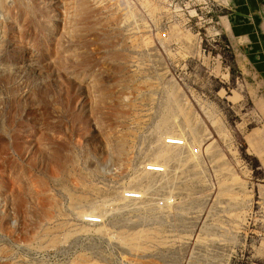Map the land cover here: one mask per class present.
<instances>
[{"label":"rangeland","instance_id":"obj_1","mask_svg":"<svg viewBox=\"0 0 264 264\" xmlns=\"http://www.w3.org/2000/svg\"><path fill=\"white\" fill-rule=\"evenodd\" d=\"M231 1L0 0V264H264V79Z\"/></svg>","mask_w":264,"mask_h":264},{"label":"crops","instance_id":"obj_2","mask_svg":"<svg viewBox=\"0 0 264 264\" xmlns=\"http://www.w3.org/2000/svg\"><path fill=\"white\" fill-rule=\"evenodd\" d=\"M235 4V0L230 2ZM239 6L237 10H232L231 29L234 36L242 38V45L248 49L254 50L260 60L259 66L264 79V34H260L261 19L259 16L260 8L264 5V0H237ZM225 25L229 30V23L226 20Z\"/></svg>","mask_w":264,"mask_h":264},{"label":"built area","instance_id":"obj_3","mask_svg":"<svg viewBox=\"0 0 264 264\" xmlns=\"http://www.w3.org/2000/svg\"><path fill=\"white\" fill-rule=\"evenodd\" d=\"M171 145H174V146H178V147H183L185 145V143L183 141H180L178 140V142H175L172 141L171 142ZM148 172L149 173H152V174H156V175H164L166 173V168L164 166H157V167H151L148 169ZM126 199L127 200H130V201H141L143 199V195L138 193V192H131V193H127L125 195ZM88 224H91V225H101L103 224V218L102 216L100 217H95V218H90L88 220Z\"/></svg>","mask_w":264,"mask_h":264},{"label":"bare ground","instance_id":"obj_4","mask_svg":"<svg viewBox=\"0 0 264 264\" xmlns=\"http://www.w3.org/2000/svg\"><path fill=\"white\" fill-rule=\"evenodd\" d=\"M177 142V141H176Z\"/></svg>","mask_w":264,"mask_h":264}]
</instances>
